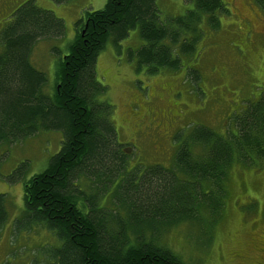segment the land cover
I'll list each match as a JSON object with an SVG mask.
<instances>
[{"label":"trees","instance_id":"obj_1","mask_svg":"<svg viewBox=\"0 0 264 264\" xmlns=\"http://www.w3.org/2000/svg\"><path fill=\"white\" fill-rule=\"evenodd\" d=\"M184 1L191 2L185 13L168 18L157 0H105L101 8H85L74 22L67 51L54 49L52 84L33 64L31 52L40 40L61 36V18L26 0L1 27L0 146L6 150L40 129H60L63 135L41 170L28 174L24 160L11 169L23 182V227L40 225L55 238L41 252L48 264H186L159 243L160 236L187 222L206 242L223 209L229 168L264 158L260 97L231 115L234 132L229 124L222 134L195 126L169 167L151 165L142 175L125 168L108 118L110 106L104 103L102 114L93 100L103 90L95 78L97 56L108 39L118 42L137 28L139 65L150 71L180 68L185 56L199 54L202 19L217 29L228 10L223 0ZM255 2L264 12V0ZM187 72L198 77L194 66ZM5 156L1 153L0 159ZM94 180L106 191L103 198L116 200L112 206L100 202ZM2 212L3 202L0 222Z\"/></svg>","mask_w":264,"mask_h":264},{"label":"rangeland","instance_id":"obj_2","mask_svg":"<svg viewBox=\"0 0 264 264\" xmlns=\"http://www.w3.org/2000/svg\"><path fill=\"white\" fill-rule=\"evenodd\" d=\"M25 1L0 0V29ZM34 1L64 24L60 37L40 40L31 52L33 64L46 72L52 84L58 57L54 49L66 52L75 36L74 22L85 8H101L105 0ZM223 2L228 10L220 15L218 28L209 29L202 19L205 31L197 43L199 54L185 56L178 69L150 71L139 65L135 51L142 41L137 28L118 42L108 39L99 52L95 78L103 90L94 93L93 100L102 114L103 104L110 106L108 118L125 168L142 175L151 165L169 167L195 126L222 134L234 112L264 99V12L255 0ZM156 4L165 18L182 15L191 6L184 0ZM189 66H194L198 77L188 74ZM229 130L235 131L231 125ZM62 137L60 129H40L6 150V145L0 146V154L6 152L0 159V206L3 202L5 211L0 222V264H48L41 252L55 238L40 225L23 227V182L11 169L24 160L28 174L41 170L59 149ZM93 186L100 189V202L112 206L116 200L101 196L106 192L103 186L95 180ZM225 193L221 215L206 242L197 226L181 222L166 229L159 243L186 264H264V253L258 256L264 248V158L232 165L225 177Z\"/></svg>","mask_w":264,"mask_h":264},{"label":"flooded vegetation","instance_id":"obj_3","mask_svg":"<svg viewBox=\"0 0 264 264\" xmlns=\"http://www.w3.org/2000/svg\"><path fill=\"white\" fill-rule=\"evenodd\" d=\"M263 253H264V248L259 249V252H258L259 258H262Z\"/></svg>","mask_w":264,"mask_h":264}]
</instances>
